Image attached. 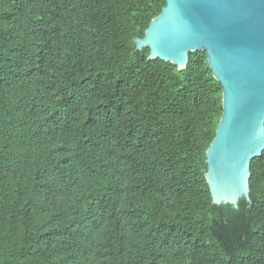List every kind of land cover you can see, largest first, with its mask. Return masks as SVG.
Instances as JSON below:
<instances>
[{"label":"trees","instance_id":"trees-1","mask_svg":"<svg viewBox=\"0 0 264 264\" xmlns=\"http://www.w3.org/2000/svg\"><path fill=\"white\" fill-rule=\"evenodd\" d=\"M166 0H0V264H264L250 201L216 205L223 87L135 49Z\"/></svg>","mask_w":264,"mask_h":264},{"label":"water","instance_id":"water-1","mask_svg":"<svg viewBox=\"0 0 264 264\" xmlns=\"http://www.w3.org/2000/svg\"><path fill=\"white\" fill-rule=\"evenodd\" d=\"M134 44L179 69L190 53L206 52L224 109L206 180L216 205L250 201L251 164L264 152V0H166Z\"/></svg>","mask_w":264,"mask_h":264}]
</instances>
